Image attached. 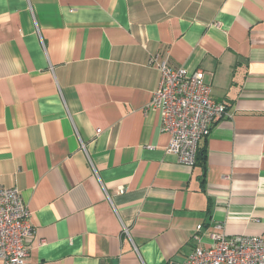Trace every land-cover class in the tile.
Wrapping results in <instances>:
<instances>
[{"label":"crops","instance_id":"1","mask_svg":"<svg viewBox=\"0 0 264 264\" xmlns=\"http://www.w3.org/2000/svg\"><path fill=\"white\" fill-rule=\"evenodd\" d=\"M158 54L228 108L206 169L167 153ZM0 186L32 215L28 264H183L200 225L204 246L217 224L264 235V0H0Z\"/></svg>","mask_w":264,"mask_h":264},{"label":"built area","instance_id":"2","mask_svg":"<svg viewBox=\"0 0 264 264\" xmlns=\"http://www.w3.org/2000/svg\"><path fill=\"white\" fill-rule=\"evenodd\" d=\"M149 64L158 69L161 80L148 107L161 114V130L170 137L167 153L193 168L200 143L216 122L229 116L228 108L212 99L202 70L171 69L168 54L151 56ZM202 229L197 227L196 247L183 264H264V235L231 237L217 224L204 246ZM33 238L32 215L19 188L0 186V264H28Z\"/></svg>","mask_w":264,"mask_h":264},{"label":"trees","instance_id":"3","mask_svg":"<svg viewBox=\"0 0 264 264\" xmlns=\"http://www.w3.org/2000/svg\"><path fill=\"white\" fill-rule=\"evenodd\" d=\"M206 161H207V155H206V152L205 150H198V155H197V162L196 164H198L199 162L200 163H203V166H204V169H206Z\"/></svg>","mask_w":264,"mask_h":264}]
</instances>
